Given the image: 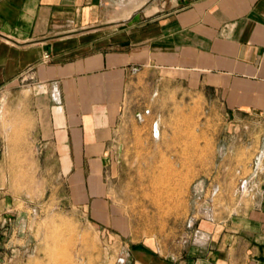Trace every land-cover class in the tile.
Here are the masks:
<instances>
[{
    "label": "crops",
    "instance_id": "1",
    "mask_svg": "<svg viewBox=\"0 0 264 264\" xmlns=\"http://www.w3.org/2000/svg\"><path fill=\"white\" fill-rule=\"evenodd\" d=\"M145 1L99 29L114 0H0V90L35 91L38 135L86 202L105 196L102 172L120 123L148 116L159 129L165 96L188 97L190 110L198 99L224 119L264 118V0ZM188 171L209 174L197 185L217 188L215 199L229 187L226 165ZM256 195L251 210L195 217L200 236L184 250L141 247L134 264H264V190Z\"/></svg>",
    "mask_w": 264,
    "mask_h": 264
},
{
    "label": "rangeland",
    "instance_id": "2",
    "mask_svg": "<svg viewBox=\"0 0 264 264\" xmlns=\"http://www.w3.org/2000/svg\"><path fill=\"white\" fill-rule=\"evenodd\" d=\"M114 1L99 29L130 15ZM33 91L22 83L0 90V264H134L141 247L178 253L199 235L195 217L251 210L264 190V118L224 119L198 99L186 109L189 98L178 94L163 99L158 137L148 116L120 123L113 161L102 172L105 196L100 204L86 202L65 161L61 167L38 135L42 115L31 103ZM220 164L230 170L229 187L215 199L217 188L197 185L211 181L209 174L188 170Z\"/></svg>",
    "mask_w": 264,
    "mask_h": 264
},
{
    "label": "bare ground",
    "instance_id": "3",
    "mask_svg": "<svg viewBox=\"0 0 264 264\" xmlns=\"http://www.w3.org/2000/svg\"><path fill=\"white\" fill-rule=\"evenodd\" d=\"M145 0H122V2L120 3V5L118 7H120V10H127V11H133L134 9L139 8L140 6H142L144 4ZM126 11V12H127ZM129 11V12H130ZM128 15V14H127ZM129 16V15H128ZM154 133V131L152 130V134ZM155 137L159 136V131L155 130Z\"/></svg>",
    "mask_w": 264,
    "mask_h": 264
},
{
    "label": "built area",
    "instance_id": "4",
    "mask_svg": "<svg viewBox=\"0 0 264 264\" xmlns=\"http://www.w3.org/2000/svg\"><path fill=\"white\" fill-rule=\"evenodd\" d=\"M45 57H47V56H45ZM152 130L154 131L153 136H154V134H155V130H158V131H159V129H158V127H157V122H154V123H153V125H152ZM247 186H248V183H247L246 181H242V182H241V188H245V187H247Z\"/></svg>",
    "mask_w": 264,
    "mask_h": 264
}]
</instances>
